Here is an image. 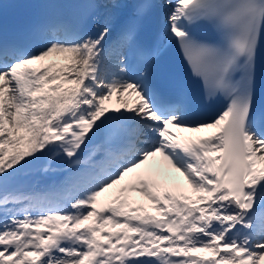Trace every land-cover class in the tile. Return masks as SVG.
Segmentation results:
<instances>
[{
    "label": "snow or ice",
    "instance_id": "6c2138e0",
    "mask_svg": "<svg viewBox=\"0 0 264 264\" xmlns=\"http://www.w3.org/2000/svg\"><path fill=\"white\" fill-rule=\"evenodd\" d=\"M62 7L0 37V264H262L264 0Z\"/></svg>",
    "mask_w": 264,
    "mask_h": 264
},
{
    "label": "bare ground",
    "instance_id": "6f19581e",
    "mask_svg": "<svg viewBox=\"0 0 264 264\" xmlns=\"http://www.w3.org/2000/svg\"><path fill=\"white\" fill-rule=\"evenodd\" d=\"M125 98L128 99L129 102L131 103L132 101L135 100V94H134V93H132V94H128ZM108 104H109L110 107L117 106V105H116V97L114 96V97H113V100L110 101V102H108ZM170 128H171V126H170ZM171 131H172L173 133H175V134L177 135L178 138L189 139V138L193 137V135H194V132H180L179 130H177V129H175V128H171ZM212 131H214V129H206V130H203V131L199 132L198 135L207 134L208 132H212ZM159 166H161V165H160V162H159V158L157 157L155 161H150V162H149V165L146 166V167H159ZM171 175H172L173 177H175V178L178 180V182L184 186V190H186L187 193H188L189 195H194V194L191 192V190L187 188L186 182L183 180V177H181V176L179 175V173H175L174 170H172V171H171ZM134 178H135V177H134L133 175H130L126 182H127V183H130V181H133ZM168 186L171 187V182H169ZM133 194L136 196V198H137V195H140V194L137 193V192H134ZM105 196H107V193H106V194H102V196L100 197V199L104 198ZM140 196H141V195H140ZM141 197H142L145 201H148L147 198H145V197H143V196H141ZM100 199H99V200H100ZM138 200H139V199H138ZM262 264H264V262H262Z\"/></svg>",
    "mask_w": 264,
    "mask_h": 264
},
{
    "label": "rangeland",
    "instance_id": "374dc122",
    "mask_svg": "<svg viewBox=\"0 0 264 264\" xmlns=\"http://www.w3.org/2000/svg\"><path fill=\"white\" fill-rule=\"evenodd\" d=\"M34 178H35V176H34Z\"/></svg>",
    "mask_w": 264,
    "mask_h": 264
}]
</instances>
